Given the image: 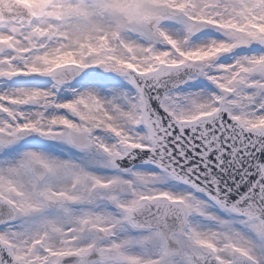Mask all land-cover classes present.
I'll return each instance as SVG.
<instances>
[{
	"label": "snow or ice",
	"instance_id": "6c2138e0",
	"mask_svg": "<svg viewBox=\"0 0 264 264\" xmlns=\"http://www.w3.org/2000/svg\"><path fill=\"white\" fill-rule=\"evenodd\" d=\"M0 264H264V0H0Z\"/></svg>",
	"mask_w": 264,
	"mask_h": 264
}]
</instances>
